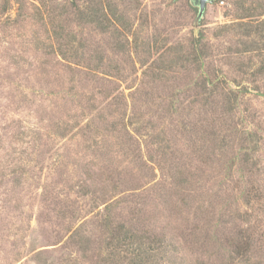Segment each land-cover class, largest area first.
<instances>
[{
  "label": "rangeland",
  "instance_id": "obj_1",
  "mask_svg": "<svg viewBox=\"0 0 264 264\" xmlns=\"http://www.w3.org/2000/svg\"><path fill=\"white\" fill-rule=\"evenodd\" d=\"M96 1L0 0V264H101L110 212L178 264H264V83L210 57L202 70L248 87L218 116L179 60L201 31L228 45L214 32L231 2L196 25L191 0H103L105 30L74 11ZM244 236L251 251L232 252Z\"/></svg>",
  "mask_w": 264,
  "mask_h": 264
},
{
  "label": "trees",
  "instance_id": "obj_2",
  "mask_svg": "<svg viewBox=\"0 0 264 264\" xmlns=\"http://www.w3.org/2000/svg\"><path fill=\"white\" fill-rule=\"evenodd\" d=\"M229 1L233 7V21L217 28L214 32L215 38L226 39L228 45L220 41H208L207 34L201 31L190 41L186 47L185 55L181 56V52H179V60L197 63L199 71L197 87L202 88L201 93H208V96H202L201 100H198L202 102L201 104L204 105L207 112L214 114L215 109L213 108L217 105L218 99V104L220 103L218 116L236 110L238 101L248 92V87L240 81L229 79L221 67L208 66L207 70H202L201 68L209 61L210 57L214 56L216 61L224 62L229 67L234 66L236 71L243 76V80L254 85L250 90L259 91L261 90L260 82L264 83V0ZM193 6L195 5L193 4ZM74 7V11L77 10L81 14V19L85 20L87 24L103 27L105 30L114 24L115 20L108 12L103 0L96 1L95 5L87 12L82 10L77 3L74 4ZM7 9L8 6L5 7V10ZM79 57L85 58L84 55H79ZM88 60V70L93 76H96L98 65L89 66L96 60L92 61L91 58ZM168 69L173 70V65H170ZM221 74L222 76H220ZM233 87L236 88L233 89ZM217 119L221 118L210 122L212 127L216 124ZM113 219L110 212L103 221L106 227V254L101 257V264H178V257L173 255L164 235L160 236L144 227L141 229L131 227L125 222ZM231 245L232 252H236L238 255L241 253L247 255L252 249L251 240L246 236ZM199 264L209 263L199 260ZM217 264L234 263L221 258Z\"/></svg>",
  "mask_w": 264,
  "mask_h": 264
},
{
  "label": "water",
  "instance_id": "obj_3",
  "mask_svg": "<svg viewBox=\"0 0 264 264\" xmlns=\"http://www.w3.org/2000/svg\"><path fill=\"white\" fill-rule=\"evenodd\" d=\"M191 1L198 8V14L196 18V25H198L201 19L205 16L208 3L213 2V0H191Z\"/></svg>",
  "mask_w": 264,
  "mask_h": 264
}]
</instances>
